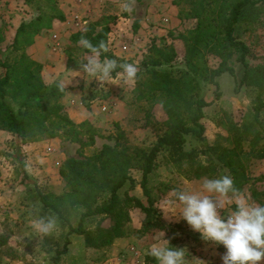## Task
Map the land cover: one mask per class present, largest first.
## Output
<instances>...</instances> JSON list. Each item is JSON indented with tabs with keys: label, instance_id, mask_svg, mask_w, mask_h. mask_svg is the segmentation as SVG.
I'll list each match as a JSON object with an SVG mask.
<instances>
[{
	"label": "rangeland",
	"instance_id": "obj_1",
	"mask_svg": "<svg viewBox=\"0 0 264 264\" xmlns=\"http://www.w3.org/2000/svg\"><path fill=\"white\" fill-rule=\"evenodd\" d=\"M123 3L131 4V12L122 10ZM192 7V0H0L4 51L10 49L22 22H29L39 14L50 16L56 9L64 13L65 20H54L51 29L41 30L27 51L43 64L42 76L47 84L64 82L63 112L77 124L88 121L97 130L96 141L90 144L87 126L79 127L80 140L68 138L64 129H59L60 134L56 137L37 139H24L0 129V236L4 235L7 241L4 250L0 248V264H55L54 256L65 243L69 225L54 212L45 209L34 196L36 189L53 195L70 191L60 174L62 163L67 158L87 157L105 144L128 143L149 149L168 129V115L161 104L164 98H138L137 77L133 81L117 80L115 84H101L95 79L87 81L89 77H83L78 64L86 51L79 43L81 39H74L73 36L89 27H94L97 32L109 27V50L121 61L135 63L138 70L153 43L173 42L178 60L182 61L186 52L185 43L174 37L187 34L196 26L197 18L186 14ZM262 33L264 27L245 34V39L257 55L251 58L253 64L264 63ZM124 45L128 46L127 50H123ZM207 59L213 67L220 62L215 55H208ZM73 71H79L81 75L77 76ZM219 81L222 92L219 99L214 97L215 86L206 85V98L213 102L205 108V138L198 141L188 137L187 149L202 150L219 141L229 145L225 139L229 123L241 124L253 111L256 93L251 87L244 86L236 91V81L229 74L221 76ZM153 102H156L154 117L152 123L147 124L146 110ZM104 106H107L106 110ZM120 131L125 133L126 141L119 139ZM205 157L203 155L201 159L205 160ZM157 161L150 186L155 199L154 207L166 228L153 234L120 237L112 245L100 248L89 247L84 235L72 233L69 235L68 251L62 254L59 264H156L147 255V250L154 243L164 242V239L172 247L186 248L185 264H222L221 255L225 251L222 245L203 241L198 232L179 218V213L175 216L169 213L166 217L162 210L165 201L172 197L173 189L200 190L203 179L207 177H186L169 163L166 150L161 152ZM248 169L252 178L263 175L264 160L252 159ZM130 172L138 181L141 179V169L133 168ZM226 174L229 175L228 171ZM255 186L264 190V182ZM127 188L125 186L120 193L123 194ZM241 191L249 196L251 202L259 204L252 196L251 184L245 185ZM130 193L148 203L140 186L130 190ZM71 210L70 219L76 225L80 211L84 209L78 207ZM130 213L133 225L141 227L145 213L140 209H131ZM38 214H55L59 218L57 232L46 237L32 232L29 221ZM102 218L100 215L87 218L86 228L94 230L100 221L109 226L111 220ZM260 264H264V260Z\"/></svg>",
	"mask_w": 264,
	"mask_h": 264
},
{
	"label": "trees",
	"instance_id": "obj_2",
	"mask_svg": "<svg viewBox=\"0 0 264 264\" xmlns=\"http://www.w3.org/2000/svg\"><path fill=\"white\" fill-rule=\"evenodd\" d=\"M192 3L191 11L186 14L197 18L196 26L187 34L174 37L185 43L184 59L178 60L173 42L153 43L137 73L138 98H164L161 104L168 115L167 131L149 149L128 143L105 144L87 157L67 158L60 168L61 176L70 187L67 193L53 195L36 189L34 197L42 206L69 225L65 243L54 256L55 264H59L62 254L68 251L72 233L84 235L89 247L100 248L112 245L120 237L153 234L166 228L154 207L150 186L151 175L158 166L157 159L164 150L168 152L169 163L186 177L216 178L228 171L238 189L251 184L253 198L264 204V190L255 186L264 182V174L252 178L248 169L252 159L264 160V63H252V56L257 55L245 39V34L264 27V0H192ZM54 20L64 21V13L56 9L50 16L39 14L29 22H22L7 51L3 50L5 33L0 27V129L24 139L53 138L60 134L59 129H64L68 138L80 140L79 127L87 126L88 143L94 144L97 130L88 121L77 124L63 112L61 99L65 87L59 88L58 81L47 84L42 76L43 64L27 51L41 30L53 27ZM108 34L109 27L98 32L89 27L73 38L83 36L94 45L100 41L108 45ZM208 55L220 58L218 66L209 65ZM103 56L125 63L109 50V46L101 58ZM224 74L234 77L236 91L244 86L255 91L257 102L253 111L241 124L229 123L225 137L229 145L219 141L202 150L187 149L188 137L198 141L205 138V108L213 102L206 98V85L215 86L214 97L219 99L222 96L219 78ZM155 104L153 102L146 110L147 124L152 123ZM118 136L126 141L123 131ZM203 155L205 160L201 159ZM133 168L142 170L139 181L130 172ZM125 186L128 188L121 194ZM137 186L142 188L148 203L130 193ZM78 207L84 210L73 225L71 209ZM131 209L145 213L141 227L133 225ZM97 215L103 220L110 219V225L105 226L100 221L94 230L87 229V218ZM6 243L5 236L1 235L2 250Z\"/></svg>",
	"mask_w": 264,
	"mask_h": 264
},
{
	"label": "clouds",
	"instance_id": "obj_3",
	"mask_svg": "<svg viewBox=\"0 0 264 264\" xmlns=\"http://www.w3.org/2000/svg\"><path fill=\"white\" fill-rule=\"evenodd\" d=\"M122 10L131 12L130 3H123ZM87 51L80 63L83 77L91 81L112 82L133 81L137 77L135 63H119L117 59L102 57L108 51L105 41L94 45L86 37L79 42ZM119 69V71H118ZM77 76L79 71H73ZM115 73V76L113 75ZM63 89V81L58 82ZM165 216L171 213L198 232L205 242L222 245V264H260L264 260V204L250 201L247 194L235 186L230 175L204 178L200 190L182 191L173 189L172 197L162 208ZM29 226L39 236H50L59 228V218L55 214H38L29 221ZM156 264H185L186 248L170 246L169 241L152 244L147 250Z\"/></svg>",
	"mask_w": 264,
	"mask_h": 264
},
{
	"label": "built area",
	"instance_id": "obj_4",
	"mask_svg": "<svg viewBox=\"0 0 264 264\" xmlns=\"http://www.w3.org/2000/svg\"><path fill=\"white\" fill-rule=\"evenodd\" d=\"M127 49H128V46L127 45H124L123 50H127ZM103 109L106 110L107 109V106H104Z\"/></svg>",
	"mask_w": 264,
	"mask_h": 264
}]
</instances>
